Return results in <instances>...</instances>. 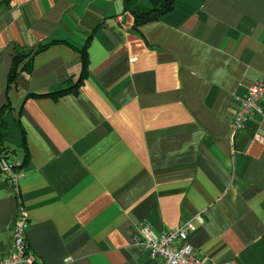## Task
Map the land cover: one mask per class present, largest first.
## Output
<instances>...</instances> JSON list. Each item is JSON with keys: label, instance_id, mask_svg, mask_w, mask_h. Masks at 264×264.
<instances>
[{"label": "crops", "instance_id": "1", "mask_svg": "<svg viewBox=\"0 0 264 264\" xmlns=\"http://www.w3.org/2000/svg\"><path fill=\"white\" fill-rule=\"evenodd\" d=\"M52 38L7 89L14 48ZM258 80L264 0H175L137 28L122 0H0V107L25 162L17 191L0 176V259L22 209L38 264H164L133 237L185 222L213 264H264V93L231 128Z\"/></svg>", "mask_w": 264, "mask_h": 264}, {"label": "built area", "instance_id": "2", "mask_svg": "<svg viewBox=\"0 0 264 264\" xmlns=\"http://www.w3.org/2000/svg\"><path fill=\"white\" fill-rule=\"evenodd\" d=\"M263 93V83L258 80L247 88L243 97L238 98L231 122L233 131L242 129L246 120L252 118L254 114L263 113L261 103ZM23 174L24 170L20 168L18 160L0 156V176L15 191L18 179ZM27 227V216L20 209L12 231L11 250L7 256L0 259V264H38L26 240ZM195 230L196 228L189 222L160 232L150 224L143 223L133 241L142 244L152 259L160 260L164 264H213L208 257L197 254L189 244V236Z\"/></svg>", "mask_w": 264, "mask_h": 264}, {"label": "trees", "instance_id": "3", "mask_svg": "<svg viewBox=\"0 0 264 264\" xmlns=\"http://www.w3.org/2000/svg\"><path fill=\"white\" fill-rule=\"evenodd\" d=\"M124 11L129 12L133 18V27L137 28L139 25L158 20L162 15L171 11L174 7L175 0H122ZM57 41L56 39H48L39 45L32 48L15 47L14 55L7 74V89H9L16 81L18 75L31 68L33 55ZM82 50V55L84 54ZM62 88L52 91L49 94H61L69 90H76L79 81L72 79L67 81ZM16 132L22 144L23 129L19 118L13 116V108L7 101L0 107V156L5 158H13L15 150L10 147L8 142L11 133ZM17 160V159H16ZM19 161V160H18ZM20 168H25V162L20 160Z\"/></svg>", "mask_w": 264, "mask_h": 264}]
</instances>
